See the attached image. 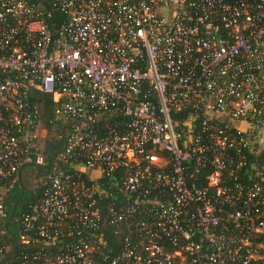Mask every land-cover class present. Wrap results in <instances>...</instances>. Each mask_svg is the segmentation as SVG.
<instances>
[{
    "label": "built area",
    "instance_id": "obj_1",
    "mask_svg": "<svg viewBox=\"0 0 264 264\" xmlns=\"http://www.w3.org/2000/svg\"><path fill=\"white\" fill-rule=\"evenodd\" d=\"M33 91L72 126L19 264H264V0H0V239L5 193L49 161Z\"/></svg>",
    "mask_w": 264,
    "mask_h": 264
},
{
    "label": "trees",
    "instance_id": "obj_2",
    "mask_svg": "<svg viewBox=\"0 0 264 264\" xmlns=\"http://www.w3.org/2000/svg\"><path fill=\"white\" fill-rule=\"evenodd\" d=\"M28 1L34 2L36 0ZM29 101L41 106V121L43 126L47 128L48 135L40 139L39 150L45 153L47 157L49 156V161L44 166H35L33 163L26 162L22 167L19 180L9 188L4 195L3 203L7 218L4 223H2L5 235L0 239V246L5 248V257H9L6 264H19V257L22 253L35 252L45 245L42 240L38 239L33 234L30 235L31 237L27 242H20L21 233L24 232L22 221L23 217L31 211V206L38 204L44 198L47 184L49 183L52 161L54 160L53 156L64 150V141L59 136L62 134L63 127L67 123L70 124V121H66V119L56 118L52 96L33 91L30 93ZM115 120L122 121L121 114L116 116L111 122L113 123ZM71 126L72 123L70 124V127ZM262 153L264 154V151H262ZM253 160H255L253 157H248V163H252ZM257 160L261 161L262 157H259ZM205 170L206 169H202V171ZM33 176L36 178V184H32L31 182ZM199 177V181L204 182V175L201 174ZM121 179L122 170L119 171L114 178L104 177L100 179V184L107 194L111 192L116 195L118 194V202L124 200L121 191L118 189L121 184ZM14 208L15 213L8 225L5 226ZM103 239L106 244V249L113 250V252H110L111 255H115L122 250L121 237L115 234V230L105 231ZM58 245H60V243H58ZM3 262L4 261H1L0 264Z\"/></svg>",
    "mask_w": 264,
    "mask_h": 264
},
{
    "label": "water",
    "instance_id": "obj_3",
    "mask_svg": "<svg viewBox=\"0 0 264 264\" xmlns=\"http://www.w3.org/2000/svg\"><path fill=\"white\" fill-rule=\"evenodd\" d=\"M14 213H15V208L13 209L12 214H11L10 217L8 218V220H7L5 226H7L8 223L11 221V219H12ZM16 246H17V240H16ZM8 260H9V257H7V258L4 260V262H3L2 264H6V263L8 262Z\"/></svg>",
    "mask_w": 264,
    "mask_h": 264
},
{
    "label": "rangeland",
    "instance_id": "obj_4",
    "mask_svg": "<svg viewBox=\"0 0 264 264\" xmlns=\"http://www.w3.org/2000/svg\"><path fill=\"white\" fill-rule=\"evenodd\" d=\"M31 182L32 184H36V178H34V176L31 178Z\"/></svg>",
    "mask_w": 264,
    "mask_h": 264
}]
</instances>
